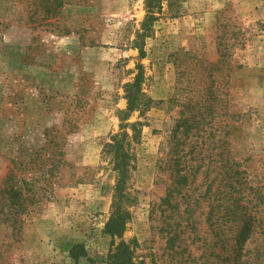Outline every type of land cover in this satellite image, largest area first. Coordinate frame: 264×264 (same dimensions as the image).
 <instances>
[{"label": "rangeland", "instance_id": "obj_1", "mask_svg": "<svg viewBox=\"0 0 264 264\" xmlns=\"http://www.w3.org/2000/svg\"><path fill=\"white\" fill-rule=\"evenodd\" d=\"M145 5L0 0V264H264V0H164L142 58Z\"/></svg>", "mask_w": 264, "mask_h": 264}, {"label": "trees", "instance_id": "obj_2", "mask_svg": "<svg viewBox=\"0 0 264 264\" xmlns=\"http://www.w3.org/2000/svg\"><path fill=\"white\" fill-rule=\"evenodd\" d=\"M163 2L164 0H146V15L141 28L143 33L140 36V41L136 43L139 46L142 58L145 57V40L152 34V24L157 20L158 17H156V14L160 13ZM227 60L228 58L224 57V55L221 54L218 63L226 64ZM138 69L139 73L135 82L127 88L126 99L128 101V106L125 112H123V117L121 119L122 123L127 121L128 117L135 111L138 103L142 101L144 97V95L141 93V85L143 83L142 67L139 66ZM127 127L128 124H124L121 129L122 132L113 136L111 138V143L106 144L104 149V154L110 157L112 163V171L117 175V183L115 188V204L113 205V212L107 224L106 231L107 234L111 237L119 238H121L129 218L128 213L121 208V200L125 198V188L130 178L131 171L134 168V156L131 153V150H129L131 145L126 144V140L129 137L126 132ZM134 128H136V125L133 126V129ZM186 131L188 132L189 129ZM241 238L245 239V234H242ZM72 258L77 260L78 256L73 255ZM106 264H134L132 262L129 248L123 241H121V243L117 246L114 253L108 255Z\"/></svg>", "mask_w": 264, "mask_h": 264}]
</instances>
